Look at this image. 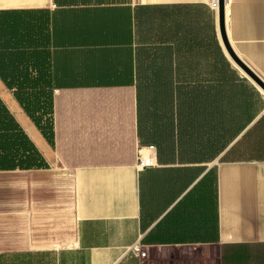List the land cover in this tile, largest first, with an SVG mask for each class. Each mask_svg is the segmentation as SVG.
Returning <instances> with one entry per match:
<instances>
[{
    "label": "crops",
    "instance_id": "0c3cea01",
    "mask_svg": "<svg viewBox=\"0 0 264 264\" xmlns=\"http://www.w3.org/2000/svg\"><path fill=\"white\" fill-rule=\"evenodd\" d=\"M215 1L0 0V100L23 133L0 140V264H264V0H225L233 58ZM149 75L173 81L177 129L224 133L226 161L145 140ZM42 77L50 140L12 80Z\"/></svg>",
    "mask_w": 264,
    "mask_h": 264
},
{
    "label": "rangeland",
    "instance_id": "374dc122",
    "mask_svg": "<svg viewBox=\"0 0 264 264\" xmlns=\"http://www.w3.org/2000/svg\"><path fill=\"white\" fill-rule=\"evenodd\" d=\"M176 95L173 81L169 78L166 81V78L162 76L155 75L152 77L149 75V79L144 78L141 80L137 98L140 130L145 140L165 146V151L168 153H173L171 144L187 143L189 146L184 148L183 151L180 150V146H176L174 152H186L188 155L203 160L226 161V156L222 152L224 149L223 132L217 134L214 138L207 128L205 129L202 126L192 128L190 122L185 126V133L176 128L181 126L180 123L177 125V119L175 118L176 111L179 112L180 110L176 107L177 103L174 101ZM186 111L182 112L187 113ZM45 117V127L49 129L52 117L48 115ZM192 143L196 146L194 147Z\"/></svg>",
    "mask_w": 264,
    "mask_h": 264
},
{
    "label": "trees",
    "instance_id": "16d2710c",
    "mask_svg": "<svg viewBox=\"0 0 264 264\" xmlns=\"http://www.w3.org/2000/svg\"><path fill=\"white\" fill-rule=\"evenodd\" d=\"M17 80V85L19 88L26 89L31 88L33 91L15 94V97L18 102H20L26 114L33 120L37 128L43 133L46 139L50 140L51 138V125L49 129L45 127L44 119L45 116H51L53 112V101L52 93L45 91L44 87L48 86L46 82V78H37L33 80L31 83L28 82L27 79H22L21 82L19 79ZM20 82V83H19ZM25 87V88H24ZM52 124V121H51ZM47 128V129H46ZM0 132H2V136H0V140H20L23 136V133L19 130L17 124L15 123L14 118H12L3 102L0 100Z\"/></svg>",
    "mask_w": 264,
    "mask_h": 264
},
{
    "label": "built area",
    "instance_id": "2783aa9c",
    "mask_svg": "<svg viewBox=\"0 0 264 264\" xmlns=\"http://www.w3.org/2000/svg\"><path fill=\"white\" fill-rule=\"evenodd\" d=\"M212 9L218 10V0L213 2L211 4ZM155 147L154 146H149L147 148L148 152L151 153L152 151H154ZM137 163H138V169L142 170V169H146V168H154L157 167L158 164L155 161L154 157L152 156V154H148V155H143L141 152V149H139L138 151V155H137ZM132 254L138 256L139 258H145L146 252L143 251V246L142 244L136 243L132 248H130L129 250Z\"/></svg>",
    "mask_w": 264,
    "mask_h": 264
},
{
    "label": "water",
    "instance_id": "95a60500",
    "mask_svg": "<svg viewBox=\"0 0 264 264\" xmlns=\"http://www.w3.org/2000/svg\"><path fill=\"white\" fill-rule=\"evenodd\" d=\"M224 7H225V0H218L219 31H221V37H222V40L225 44V47H227L228 52L230 53L231 57L233 58V54L231 53V50L228 47L227 42H226L225 31H223V22H224V16H225ZM240 66L250 76V73L245 69V67L242 64Z\"/></svg>",
    "mask_w": 264,
    "mask_h": 264
},
{
    "label": "bare ground",
    "instance_id": "6f19581e",
    "mask_svg": "<svg viewBox=\"0 0 264 264\" xmlns=\"http://www.w3.org/2000/svg\"><path fill=\"white\" fill-rule=\"evenodd\" d=\"M226 5V4H225Z\"/></svg>",
    "mask_w": 264,
    "mask_h": 264
}]
</instances>
